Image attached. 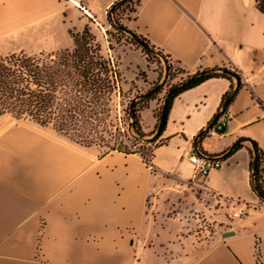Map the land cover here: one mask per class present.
<instances>
[{"label": "crops", "instance_id": "0c3cea01", "mask_svg": "<svg viewBox=\"0 0 264 264\" xmlns=\"http://www.w3.org/2000/svg\"><path fill=\"white\" fill-rule=\"evenodd\" d=\"M118 1L0 0V41L59 28L49 50L72 48L69 29L81 32L85 20L103 24ZM128 28L185 72L179 81L237 68L244 87L223 116L224 133L206 135L201 147L220 159L245 141L221 168L193 178L194 140L230 90L222 78L174 100L151 165L138 153L101 154L29 125L0 131V264H264V201L252 187L249 141L264 152V14L257 0H140ZM143 62L146 93L164 80L165 67L146 56ZM158 99L140 112L147 135L157 124ZM203 206L211 214L236 206L245 215L205 243L192 217Z\"/></svg>", "mask_w": 264, "mask_h": 264}, {"label": "trees", "instance_id": "16d2710c", "mask_svg": "<svg viewBox=\"0 0 264 264\" xmlns=\"http://www.w3.org/2000/svg\"><path fill=\"white\" fill-rule=\"evenodd\" d=\"M129 2L130 0H125L114 10V23L117 24L118 30L143 39L124 27L118 20V11ZM257 9L264 14V0H257ZM109 21L113 23L111 20ZM69 34L74 43L72 48L38 54H28L23 51L6 55L0 54V118L12 116L17 120H28L40 127L52 128L58 134L69 138L78 145L90 147L96 142L104 140L103 133H110L106 128L113 114L115 98L123 95L124 77L119 66L102 53L101 46L89 25H86L81 32L71 29ZM144 41L146 42V40ZM150 47L156 50L155 47ZM142 51L147 59L153 57L159 65H162V62L157 60L160 59L159 56L144 49ZM156 51L165 57L167 61L168 76L157 93L140 99L136 103L135 121L131 130L138 138L153 136L161 119L160 116L158 120L155 113L157 119L155 130L152 134L147 135L142 129L140 112L165 91L163 87L168 88L167 94L191 76L181 77V81L170 85L172 81L185 75V72L181 68L175 69L169 56L160 50ZM213 70L212 73L196 77L191 84L182 87L169 98L163 130L159 137L149 142V144L153 145L160 141L166 129L174 100L185 91L195 88L210 79H226L231 85L230 90L222 97L219 111L208 126L218 114H221V117L226 114L230 104L244 87L242 75L234 67L215 68ZM224 70L238 75L240 83L237 85L235 78L225 73ZM228 99L229 102L225 106ZM140 103H145V107L141 110L139 109ZM124 136H126L125 133ZM205 136L206 134L199 139L198 148L202 153L208 155L201 147V140ZM249 141L253 144V150L250 152L252 187L257 195L259 191L264 196V152L256 142ZM119 145H122V143ZM158 146L156 145L153 149L147 148L146 153L138 151L125 153H138L148 165H151L155 156L154 151ZM240 147L241 144L231 152L228 150V156ZM111 150L121 151L113 147ZM260 198L264 201L262 197Z\"/></svg>", "mask_w": 264, "mask_h": 264}, {"label": "rangeland", "instance_id": "374dc122", "mask_svg": "<svg viewBox=\"0 0 264 264\" xmlns=\"http://www.w3.org/2000/svg\"><path fill=\"white\" fill-rule=\"evenodd\" d=\"M139 1L140 0H130L125 7L118 11V20L124 27L128 28L129 21L134 17ZM109 20L110 18L107 16V20L103 24H92L91 21L88 20H85L84 24L85 26H90L92 33L96 36V40L101 46L102 53L111 58L112 61L119 66L124 77L123 95L122 97H117L114 100L113 114L111 119L108 121V127L106 128L110 131V133H103L104 140H100L90 147H82L97 148L100 150L101 154L112 152V147L121 150L120 152L123 153L136 151L146 153L147 148L153 149L156 145L163 143L162 140H160L156 144L152 145L149 144V142L136 139L135 134L130 128V123L132 122L130 116V105L136 97L144 94L141 93V91L144 89L143 81H145L147 73L142 67L144 64L143 58L146 55L142 51L143 48L140 45H137L138 43L130 34L118 30V26H116L117 24L115 25L114 23H110ZM76 23L78 25V22ZM71 29L73 28H70L69 30ZM23 33V35L9 36L1 40L0 54L6 55L21 51L28 54L53 52L49 50V47L56 38L62 36V31L59 28L51 30L46 28L26 30ZM148 60L150 62H156V59L153 57H150ZM157 60L162 62L160 69L161 71H164V61L162 58ZM173 66L175 69L180 68L176 63H173ZM176 74H178V72H176ZM163 89L166 90L165 87H163ZM165 97L166 93L162 98L158 96L159 99L157 101V107H153L156 111L158 120L160 119L162 113V106L164 104ZM143 107H145V103H140L139 109L141 110ZM145 123L146 126L151 125V119L148 115H145ZM16 125L33 126V128L38 131L66 138L55 132L52 128H43L28 120H17L12 116L0 118V131ZM124 133L126 136H124ZM149 138H152V136ZM66 139L70 140L69 138ZM120 143H122V145H119ZM198 196L201 199L199 194ZM201 208L202 209L195 211L196 214L192 215V217L196 218V222L198 224L195 233H198L196 235L201 237L202 241L205 243H208L213 236L217 235L218 232H221L223 228L229 225L230 221L235 219L230 211H214L211 214L206 207L203 206Z\"/></svg>", "mask_w": 264, "mask_h": 264}, {"label": "water", "instance_id": "95a60500", "mask_svg": "<svg viewBox=\"0 0 264 264\" xmlns=\"http://www.w3.org/2000/svg\"><path fill=\"white\" fill-rule=\"evenodd\" d=\"M125 0H119L118 2H116L111 8L110 10L108 11V17L110 18V20L114 23V20H113V12L114 10L120 6ZM115 24V23H114ZM116 25V24H115ZM117 26V25H116ZM132 38L138 43V45H140L144 50L154 54V55H157L159 56L160 58H162V60L164 61V65H165V77H164V80L157 84L156 86H154L150 91L136 97L133 102L131 103L130 105V116H131V119H132V122L130 123V128H132L133 126V123L135 121V115H136V103L138 100L140 99H144L146 97H149L155 93H157L161 87L163 86V84L165 83L166 79H167V76H168V68H167V61L165 59V57H163L162 55H160L156 50H153L143 39L137 37V36H134V35H131ZM214 70L213 69H210V70H203L199 73H195L193 75H191L190 77H188L186 80H184L182 83H180L179 85H177L176 87H174L173 89H171L167 94H166V97L164 99V105H163V108H162V115H161V119L159 121V124H158V127H157V130H156V133L152 136V138H138V137H135L136 139H139V140H142V141H145V142H151L152 140L154 139H157L159 137V135L161 134L162 130H163V127L165 125V122H166V106H167V102L169 100V98L175 93L177 92L178 90H180L182 87H185L189 84H191V82L198 76L200 75H205V74H209V73H212ZM225 73L233 76L236 80V84L238 85L240 83V78L238 75H236L235 73L233 72H230L228 70H224ZM229 102V99L226 101L225 103V106L228 104ZM221 117V114H218L214 120L212 121V123L203 131L201 132L194 140V143H195V148H196V152L200 155V156H203V157H206V158H209V159H218V158H215V157H211V156H206L205 154L201 153L199 148H198V142H199V139L205 135L215 124L216 122L220 119ZM245 140L244 139H240L238 140L235 144H233V146L229 149V152L233 151L238 145H240L242 142H244ZM225 153L220 159H224L228 156V153ZM258 195L260 197H262L264 199V196L258 191ZM232 235L231 233H228L227 236H230Z\"/></svg>", "mask_w": 264, "mask_h": 264}, {"label": "built area", "instance_id": "2783aa9c", "mask_svg": "<svg viewBox=\"0 0 264 264\" xmlns=\"http://www.w3.org/2000/svg\"><path fill=\"white\" fill-rule=\"evenodd\" d=\"M224 122L225 120L222 117V119H219L216 122V124L206 133V135L211 138H218L219 136H221L225 130ZM188 160L194 169V174H193L194 179L206 178L211 171L222 167L221 159H209L200 156L196 151H194L188 156ZM229 208H230V213L234 218H241L242 216L245 215L244 208H237L236 206H232Z\"/></svg>", "mask_w": 264, "mask_h": 264}]
</instances>
